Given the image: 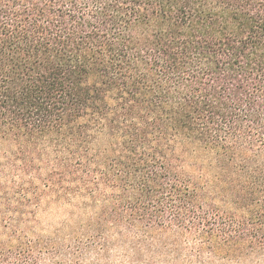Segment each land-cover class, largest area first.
I'll return each instance as SVG.
<instances>
[{
  "label": "trees",
  "instance_id": "trees-1",
  "mask_svg": "<svg viewBox=\"0 0 264 264\" xmlns=\"http://www.w3.org/2000/svg\"><path fill=\"white\" fill-rule=\"evenodd\" d=\"M0 167L108 244L264 260V0H0Z\"/></svg>",
  "mask_w": 264,
  "mask_h": 264
},
{
  "label": "rangeland",
  "instance_id": "rangeland-1",
  "mask_svg": "<svg viewBox=\"0 0 264 264\" xmlns=\"http://www.w3.org/2000/svg\"><path fill=\"white\" fill-rule=\"evenodd\" d=\"M13 182L0 176V264H18L21 255L30 256L24 251L33 254L30 263L24 264H244L209 252L198 255L190 250L193 241L177 233L161 247L165 256L152 255L146 245L135 250L131 243L113 240L108 244L90 227L97 216V202L72 195L36 202L30 193L8 190ZM177 240L181 248L175 245Z\"/></svg>",
  "mask_w": 264,
  "mask_h": 264
}]
</instances>
